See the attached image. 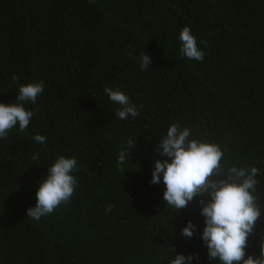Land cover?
I'll return each instance as SVG.
<instances>
[{"label": "trees", "instance_id": "1", "mask_svg": "<svg viewBox=\"0 0 264 264\" xmlns=\"http://www.w3.org/2000/svg\"><path fill=\"white\" fill-rule=\"evenodd\" d=\"M184 26L203 61L180 55ZM146 52L145 71L138 57ZM13 74L19 83L43 81L44 91L26 104L34 113L28 128L0 139V264H170L176 253L217 264L200 237L201 197L176 214L162 180L150 183L155 148L172 123L219 144L225 166L259 169L262 218L247 249L259 255L264 0H0V102L15 101ZM106 87L124 91L139 115L120 120ZM121 149L131 151L124 171L116 167ZM59 155L77 159L78 185L69 202L34 220L27 209ZM189 220L199 226L193 238L180 235Z\"/></svg>", "mask_w": 264, "mask_h": 264}, {"label": "clouds", "instance_id": "2", "mask_svg": "<svg viewBox=\"0 0 264 264\" xmlns=\"http://www.w3.org/2000/svg\"><path fill=\"white\" fill-rule=\"evenodd\" d=\"M94 2L89 0L90 4ZM179 40L182 57L203 61L205 53L189 26H184L180 31ZM202 43L207 46V41ZM126 54L137 58L134 49H129ZM138 62L140 68L146 71L152 65V58L148 52L141 53ZM11 79L17 82L18 91L14 102H0V139L7 138L17 126L20 132L28 128L34 113L26 108V104H35L44 91L43 81L19 83L17 74H13ZM104 91L110 101L118 105L116 116L120 120L139 115V107L124 91L111 87H106ZM33 139L38 144L46 141L42 134H35ZM127 147L134 149L136 140L129 139ZM155 153L150 183L160 184L162 180L166 206L177 214L196 197H201L200 215L204 218V227L200 237L207 246L209 259L216 260L217 264H264V240L260 242L258 256L247 252L250 237L262 218L261 205L255 195L259 169L255 166H225L222 163L224 152L219 144L193 138L191 129L181 127L179 123L169 126ZM160 156L166 158L160 159ZM39 159V153L32 154V160ZM128 159H131V151L121 149L116 163L119 171H124L122 166ZM78 171L75 157L59 155L48 167L47 175L36 193V205L27 209L26 216L39 221L52 214L61 204L69 202L78 185L75 175ZM112 207L106 206L105 211L111 212ZM198 230L199 226L189 220L180 235L193 238ZM198 258V253H176L170 264H192Z\"/></svg>", "mask_w": 264, "mask_h": 264}]
</instances>
